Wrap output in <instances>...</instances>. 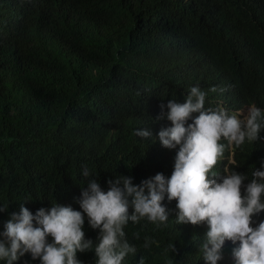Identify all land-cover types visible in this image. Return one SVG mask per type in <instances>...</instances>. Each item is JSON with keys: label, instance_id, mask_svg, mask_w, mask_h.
<instances>
[{"label": "trees", "instance_id": "1", "mask_svg": "<svg viewBox=\"0 0 264 264\" xmlns=\"http://www.w3.org/2000/svg\"><path fill=\"white\" fill-rule=\"evenodd\" d=\"M17 1L0 0V206H8L0 233L21 203L33 214L75 206L92 176L105 191L121 176L137 185L170 177L179 146L161 145L158 132L171 122L157 119L158 106L185 102L192 86L206 93L205 108L215 82L233 85L234 104L249 98L264 107V0H26L29 23L11 34L4 23ZM142 129L152 137L137 136ZM260 158L264 145L258 154L246 142L233 170ZM174 202L165 196L167 225L129 222L137 253L123 264L141 256L145 264H206L199 248L208 225L177 224ZM260 220L264 212L253 226ZM232 248L226 241L218 264H234ZM89 253H77L82 264H95ZM13 264L40 261L26 253Z\"/></svg>", "mask_w": 264, "mask_h": 264}, {"label": "clouds", "instance_id": "2", "mask_svg": "<svg viewBox=\"0 0 264 264\" xmlns=\"http://www.w3.org/2000/svg\"><path fill=\"white\" fill-rule=\"evenodd\" d=\"M16 10V16L4 23L11 34L30 20L26 0H18ZM208 93L211 108H205L206 93L199 86L190 88L183 103L172 99L158 106L157 119L171 122L158 132L161 145L179 146L174 168L167 166L173 169L170 177L157 173L137 185L132 177L121 176L109 179L105 191L92 176L87 188L74 196L73 201L79 199L73 207L55 203L33 214L24 203L18 213L14 206L0 233V260L13 264L30 253L40 264H82L77 253L91 250L95 264H123L129 254L137 253L127 239L129 222L167 225L169 209L163 203L167 196L169 202L176 201L177 224L208 225L199 248L206 264L223 259L226 241L233 244L234 264H264V220L253 226V216L264 212V160L246 163L243 172L233 170L239 163L236 152L244 143H252L258 154L264 145V107L249 98L234 104L229 83L215 82ZM136 135L152 137L146 129L136 130ZM82 176L90 177L87 167ZM7 209L0 206V213ZM134 238L140 239L139 232ZM151 243L145 237L143 247ZM169 248L177 251L174 244ZM138 264H145L143 256Z\"/></svg>", "mask_w": 264, "mask_h": 264}]
</instances>
